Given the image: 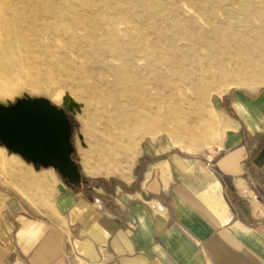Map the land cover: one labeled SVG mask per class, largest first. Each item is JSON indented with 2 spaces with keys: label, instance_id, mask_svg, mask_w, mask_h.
<instances>
[{
  "label": "crops",
  "instance_id": "obj_1",
  "mask_svg": "<svg viewBox=\"0 0 264 264\" xmlns=\"http://www.w3.org/2000/svg\"><path fill=\"white\" fill-rule=\"evenodd\" d=\"M230 108L211 148L147 141L123 188L0 161V264H264V93Z\"/></svg>",
  "mask_w": 264,
  "mask_h": 264
},
{
  "label": "rangeland",
  "instance_id": "obj_2",
  "mask_svg": "<svg viewBox=\"0 0 264 264\" xmlns=\"http://www.w3.org/2000/svg\"><path fill=\"white\" fill-rule=\"evenodd\" d=\"M48 1V26L52 33L42 37L41 43L32 42L22 50L14 49L9 59L0 60V74L11 73L5 84L7 92L0 94V105L9 106L19 99H46L64 109L72 123L71 143L75 149L72 157L79 166L83 183H91L100 191L105 190V184L123 188L127 181L139 178L137 161H141L143 145L152 138H165L177 147L191 150L208 149L218 144L222 137L217 129H210L208 138L200 141L181 138L177 118L193 115L196 110L190 106L201 105L225 119V108L234 114L230 104L236 95L256 99L264 93V77L253 86H226L221 93L211 92L199 100L195 98L190 105L189 101H178L175 114L169 107H163L160 122L139 128L125 122L119 112L121 104L125 103L122 81L128 69L126 51L139 46L140 42L154 47L155 51L169 50L178 32L184 28L208 27L210 21L222 27L226 39L219 40L222 44L216 50H205V57L211 55L210 61L217 58L216 68L220 66L230 71L239 69L234 62L239 59L249 65L247 70L263 75L264 0ZM170 4H200L214 9L212 12L198 9L191 11L189 16L173 20L162 16V7ZM242 35L247 39L244 45L249 47L238 49L236 43L241 42ZM208 36L216 38L211 31ZM245 77L250 79L252 75ZM184 90L188 95L195 94V90ZM86 128L88 136L84 134ZM109 137L124 142L122 147L128 150L126 157L110 167L89 165L88 143L96 142L101 147L103 142L109 143ZM1 152L5 160L26 161L7 150L0 141ZM44 169L41 165L37 167L38 172ZM49 170L52 190L56 182L65 181L57 170ZM46 188L44 186V191ZM34 193L40 199L45 194L41 186L35 187Z\"/></svg>",
  "mask_w": 264,
  "mask_h": 264
},
{
  "label": "bare ground",
  "instance_id": "obj_3",
  "mask_svg": "<svg viewBox=\"0 0 264 264\" xmlns=\"http://www.w3.org/2000/svg\"><path fill=\"white\" fill-rule=\"evenodd\" d=\"M198 9L212 12L214 8H206L200 4H170L162 7V16L177 20L178 16H181L180 18L189 16L191 11ZM49 11L48 0H0V60L9 59L14 49L22 50L32 42L41 43L42 37L50 35L52 32L48 26ZM170 12L178 15L175 16ZM197 14L205 17L204 14ZM191 28V30L184 28L183 31L178 32L169 50L155 51L154 47L140 42L139 46L126 51L128 69L122 81L125 103L121 104L119 111L120 117H123L125 122L137 128L145 124L156 125V122L162 119L160 109L163 107H169L175 114L178 101L184 103L189 101L190 105L195 98L199 100L211 92L221 93L226 86L242 84L253 86L262 80L264 74L259 75L256 70V73L247 70L249 65L239 59L234 60L239 69L230 71L221 69L220 66L216 68L217 58L210 61L211 55L205 57L203 53L205 50H216L222 44L219 40L222 39L224 42L226 39V34L220 25L210 21L208 27ZM210 31L214 33L215 39L208 36ZM241 37L242 40L236 43V47L238 49L249 47L244 45L247 41L245 35ZM262 58L264 66V55ZM245 75L252 77L247 79ZM10 76L11 73L0 74V94L7 92L5 84ZM184 89L195 90V94L188 95ZM190 107L196 110L193 115L175 117L179 121L183 140L206 139L210 129H217L220 138L222 137L227 122L221 119L220 114L212 110L208 111L201 105ZM86 130L84 134L88 136L89 131L87 128ZM106 130L110 131L109 128ZM98 139L101 141L102 138L98 137ZM88 144L91 151L89 165L95 164L98 167L117 164L128 152L126 146L122 147L124 142L118 141V138L109 137V143L103 142L101 147L96 142ZM2 155L3 153L0 154V161L4 159ZM4 161L18 160L4 159Z\"/></svg>",
  "mask_w": 264,
  "mask_h": 264
},
{
  "label": "water",
  "instance_id": "obj_4",
  "mask_svg": "<svg viewBox=\"0 0 264 264\" xmlns=\"http://www.w3.org/2000/svg\"><path fill=\"white\" fill-rule=\"evenodd\" d=\"M71 137L67 112L46 99H19L9 106L0 105V141L7 150L34 165L57 170L70 184H80L82 174L72 157ZM256 163L263 166L264 148Z\"/></svg>",
  "mask_w": 264,
  "mask_h": 264
},
{
  "label": "built area",
  "instance_id": "obj_5",
  "mask_svg": "<svg viewBox=\"0 0 264 264\" xmlns=\"http://www.w3.org/2000/svg\"><path fill=\"white\" fill-rule=\"evenodd\" d=\"M160 210H162V209H160Z\"/></svg>",
  "mask_w": 264,
  "mask_h": 264
}]
</instances>
